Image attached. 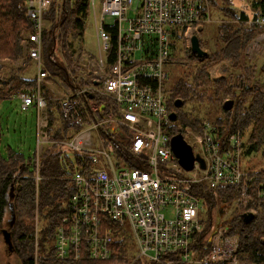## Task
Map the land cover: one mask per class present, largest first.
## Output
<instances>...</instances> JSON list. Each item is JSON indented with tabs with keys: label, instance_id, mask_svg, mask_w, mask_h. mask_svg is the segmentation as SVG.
<instances>
[{
	"label": "built area",
	"instance_id": "2783aa9c",
	"mask_svg": "<svg viewBox=\"0 0 264 264\" xmlns=\"http://www.w3.org/2000/svg\"><path fill=\"white\" fill-rule=\"evenodd\" d=\"M53 2L58 9L52 20L48 14ZM25 3L33 30L24 34L22 46L34 75L32 84L16 91L14 98L22 111H34L36 185L40 146L53 143L47 137L44 89L57 102L63 123L77 129L71 139L55 143L72 154L90 155L91 167L84 173L73 171L68 177L72 191L67 214L55 231V258L63 262L109 259L113 228L118 225L132 236L135 258L156 264H236L238 235H229L231 221L236 217L241 220L243 213L255 215L254 209L248 208L249 183L256 181L254 195L264 200V173L243 172L240 132L221 141L216 126L208 120H203L198 130L183 127L181 132L193 153L202 158L204 168L195 161L193 168L185 171L169 145L171 120L165 103L164 68L171 42L177 38L190 48L191 36L208 21V0H99L98 4L88 0L95 45L86 48L81 38L76 40L67 51L69 62L64 58L61 37L64 0ZM249 22L264 27V14L256 13ZM44 34L52 39V59L65 69L68 82L55 79L45 69ZM260 48L254 39L245 56L249 58ZM0 76V82L10 84ZM102 100L111 103V108L105 110ZM101 131L114 140L126 141L131 164L113 157L114 142L105 141ZM200 183L209 188L240 185V190L237 199L221 205L225 217L222 220V215L219 225L203 239L210 244L208 252L196 258L191 242L202 231L204 208L190 188ZM35 195L37 208V188Z\"/></svg>",
	"mask_w": 264,
	"mask_h": 264
},
{
	"label": "trees",
	"instance_id": "16d2710c",
	"mask_svg": "<svg viewBox=\"0 0 264 264\" xmlns=\"http://www.w3.org/2000/svg\"><path fill=\"white\" fill-rule=\"evenodd\" d=\"M88 0H64L61 10V37L64 58L69 62L67 51L82 38L84 23L88 19ZM208 0L209 8L219 9L223 19L217 26V43L213 51L201 58L191 53L190 48L182 47L177 52L174 40L171 42L168 62L185 65V70L174 87L166 95L168 113L174 112L178 125H169L170 137L182 132L183 127L198 130L204 117L193 114L197 107L204 105L217 106L222 114L215 120H208L218 131V139H225L232 132L239 131L242 145V155L256 151L264 146V61L261 66L249 64L244 50L257 36L264 33V27L251 24L250 18L256 13L264 14V0ZM57 4L53 2L48 16L53 20ZM25 0H0V63L6 61L10 65L19 63L24 58L22 40L24 34L32 32L31 22L26 14ZM198 37V34H196ZM200 47L205 44L198 37ZM43 61L45 69L56 78L68 82L65 69L58 66L52 59L50 46L52 39L43 36ZM68 42H72L69 44ZM29 46H32L29 43ZM177 55H174V53ZM182 54L180 55V53ZM21 70H28L30 63L25 59ZM218 64H226L231 70L229 75L217 79L210 77L209 71ZM71 70L75 73L74 67ZM7 82H0V99L9 98L22 87L32 84V79L20 75H12ZM77 82L80 83V80ZM47 100L48 128L47 137L51 144L44 147L38 157V182L34 179L35 155L25 154L22 150L6 146L1 151L2 134L0 133V233L8 236L9 252L13 251L21 264H156L135 258L127 245V231L117 225L113 228L114 241L111 245V256L103 261L63 262L55 258L54 246L43 250L42 242L54 240L55 231L61 218L67 214V201L72 191V183L68 179L71 172L90 168L88 153H74L73 160L66 156V150L56 141L69 140L76 133V128L67 127L59 112L57 102L52 99L48 90L43 91ZM175 99L181 100V106L174 105ZM234 100L229 111L223 110L225 100ZM105 110L111 108V103L102 100ZM193 105L192 112L182 110L183 106ZM106 141L114 142V158H122L128 164L129 160L125 142L114 140L111 135L101 131ZM247 146L246 153L243 152ZM69 161L70 170L62 171L65 161ZM75 163V168L73 164ZM80 164V165H79ZM83 165V166H82ZM259 171L254 174H261ZM252 175V174H249ZM240 185L209 188L204 184H196L190 188L192 194L201 200L204 213L208 220L202 221L203 227L191 242V251L196 258L205 255L210 244L203 240L205 235L215 226L219 209L223 203H230L239 197ZM251 202L248 208L254 209V219L245 224L239 217L231 221L229 235H238V251L236 264H264V200L255 197L256 181L249 183ZM37 188V208H35V192ZM224 210V209H223ZM243 210V209H242ZM13 217L14 222L8 218ZM35 218L45 220L41 239L36 237ZM53 236V237H52ZM129 237V236H128ZM37 239V240H36ZM36 244V246H35ZM36 249V250H35Z\"/></svg>",
	"mask_w": 264,
	"mask_h": 264
},
{
	"label": "rangeland",
	"instance_id": "374dc122",
	"mask_svg": "<svg viewBox=\"0 0 264 264\" xmlns=\"http://www.w3.org/2000/svg\"><path fill=\"white\" fill-rule=\"evenodd\" d=\"M247 0H243V3H247ZM97 4L99 0H96ZM238 0L236 4H238ZM223 19V14L219 9L210 7L208 21L205 22L200 31L198 32V37L205 44L204 51H213L217 43V26ZM107 21H113L112 18L107 17ZM260 36V35H259ZM257 36L256 43L261 44V48L258 50V53L251 54L249 58L246 57V60L249 64L256 65L258 67L261 66V63L264 61V37ZM83 42V46L86 48L93 49L95 45V37L93 32V22L87 19L84 23V31L83 36L80 39ZM175 46L177 52H179L182 47V41L180 39H174ZM251 43V42H250ZM250 43L246 46V48L250 45ZM22 45V44H21ZM186 47V46H185ZM245 48V50H246ZM23 50L25 48H22ZM244 50V54H245ZM182 52L180 53V55ZM24 55V54H23ZM174 55H177L175 52ZM22 60L15 64L10 65L8 62L4 61L0 63V74L3 76L4 80H7L12 75H20L27 79H31L34 75V70L30 68L28 70H21ZM167 73V79L164 83V94L167 93L174 87L175 83L180 79L182 73L185 70V65L176 62H168L164 68ZM231 70L228 69L226 64H218L211 68L209 71L210 77L212 79H217L221 76L229 75ZM1 77V76H0ZM2 78V77H1ZM262 83H264V78L262 79ZM1 88V85H0ZM21 89V88H20ZM18 91V90H17ZM193 105H186L182 107V110L185 112H192ZM193 114L204 117L207 120H215L218 116L222 114V110L217 106L212 105H204L202 107H197L194 110ZM172 124L178 125V121H171ZM0 133L2 134L1 141V151L4 153L6 146H11L14 149L22 150L25 154L35 152V126H34V111L32 109H28L27 111H22L20 109L19 100L14 98V95H11L9 98L0 99ZM187 140V137L185 138ZM96 141V140H95ZM96 146H98L97 143ZM48 147V144L44 146ZM42 145L40 148H44ZM247 146L244 145L243 152L246 153ZM40 154V153H39ZM35 155V154H34ZM66 156L73 160V154L70 149L66 151ZM39 157V156H38ZM65 166L61 167V170L65 172V170H70L69 161H65ZM241 169L243 172L247 174L258 173L259 171H264V146L259 147L258 150L252 151L250 153L243 154L241 157ZM36 197V196H35ZM225 215L222 216V220ZM201 219L203 221L208 220V216L206 213L202 214ZM7 221H11V217L8 218ZM45 226V220L42 218L36 223L35 221V232L37 231L38 238L41 239L42 231ZM129 236V237H128ZM127 245L133 253L136 252V247L134 240L130 233L127 234ZM37 240V239H36ZM8 236H2L0 233V264H21L20 259L13 253V251L9 252V246L7 248ZM43 250L46 251L49 248L54 246V240H50L47 242H42ZM36 246V244H35ZM36 250V249H35Z\"/></svg>",
	"mask_w": 264,
	"mask_h": 264
},
{
	"label": "water",
	"instance_id": "95a60500",
	"mask_svg": "<svg viewBox=\"0 0 264 264\" xmlns=\"http://www.w3.org/2000/svg\"><path fill=\"white\" fill-rule=\"evenodd\" d=\"M190 50H191L192 54L196 55L199 58H201L207 54V52L204 51L200 47L199 39H198L196 34L192 35L190 38ZM233 104H234V100H229V99L225 100L222 104L223 110H225V111L231 110ZM174 105L176 107L181 106V100L175 99ZM169 118L171 121H175L176 120V114L174 112H171L169 114ZM115 132H117L120 135L122 134V132L117 131V129H115ZM109 133L112 134V131H109ZM169 145H170V148H171L174 156L178 160V164L185 171H190L193 168V163L195 161L200 164L201 168H204V162H203L202 158L198 154L193 153L191 146L186 142V140L184 139L181 132H178L177 134L171 136L170 141H169ZM223 212H224V210L222 207L219 209V214H218L216 221H215V227H217L219 225L220 218L223 215ZM253 219H254V214H252V213H243L241 215V220L245 224L249 223ZM13 222H14V219L12 217L11 222H10L11 223L10 226H12Z\"/></svg>",
	"mask_w": 264,
	"mask_h": 264
},
{
	"label": "bare ground",
	"instance_id": "6f19581e",
	"mask_svg": "<svg viewBox=\"0 0 264 264\" xmlns=\"http://www.w3.org/2000/svg\"><path fill=\"white\" fill-rule=\"evenodd\" d=\"M80 165V164H79ZM83 166V165H82ZM53 237V236H52Z\"/></svg>",
	"mask_w": 264,
	"mask_h": 264
}]
</instances>
